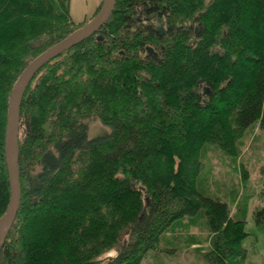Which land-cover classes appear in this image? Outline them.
<instances>
[{
  "label": "trees",
  "instance_id": "1",
  "mask_svg": "<svg viewBox=\"0 0 264 264\" xmlns=\"http://www.w3.org/2000/svg\"><path fill=\"white\" fill-rule=\"evenodd\" d=\"M81 25L69 0H0V219L11 89ZM19 119L20 205L0 264H101L110 252L106 264H140L170 254L161 237L197 215L205 261H242L244 222L196 182L206 144L233 159L236 137L264 132V0H116L95 35L36 74ZM92 121L109 133L89 139ZM253 221L264 227V205Z\"/></svg>",
  "mask_w": 264,
  "mask_h": 264
},
{
  "label": "rangeland",
  "instance_id": "2",
  "mask_svg": "<svg viewBox=\"0 0 264 264\" xmlns=\"http://www.w3.org/2000/svg\"><path fill=\"white\" fill-rule=\"evenodd\" d=\"M103 2L69 0L72 21L82 24L79 28L86 25L99 13ZM107 133L109 129L100 122L89 123V139ZM235 148L237 155L232 159L217 145L206 144L196 189L204 196L225 202L233 219L244 222L247 237L242 242V248L245 259L229 260L228 264H264V227L257 226L253 221L254 212L264 205L260 197L264 192V132L258 124L236 137ZM242 168L247 171L245 185L241 181ZM159 248L169 249L171 253L150 251L140 264H208L203 257L210 249V233L205 217H185L174 223L161 237ZM115 254L110 252L103 256L101 264H106L105 258Z\"/></svg>",
  "mask_w": 264,
  "mask_h": 264
},
{
  "label": "water",
  "instance_id": "3",
  "mask_svg": "<svg viewBox=\"0 0 264 264\" xmlns=\"http://www.w3.org/2000/svg\"><path fill=\"white\" fill-rule=\"evenodd\" d=\"M115 2L116 0H104L99 13L90 22L73 31L33 58L22 70L11 89L7 103L4 149L10 196L6 210L0 219V252L6 241L7 234L14 223L20 204L18 142L21 122L19 119V109L24 94L35 75L47 63H50L64 52L82 43L92 35H95L103 27L113 13ZM159 34L164 35L163 28H160ZM100 38V36H97L98 40H100ZM146 52L153 56H157L151 47H146ZM204 94H209L207 88L204 89Z\"/></svg>",
  "mask_w": 264,
  "mask_h": 264
},
{
  "label": "bare ground",
  "instance_id": "4",
  "mask_svg": "<svg viewBox=\"0 0 264 264\" xmlns=\"http://www.w3.org/2000/svg\"><path fill=\"white\" fill-rule=\"evenodd\" d=\"M47 64H48V63H47ZM47 64H46V65H47ZM38 73H39V72H38ZM35 76H36V75H35ZM19 205H20V204H19ZM18 210H19V209H18ZM17 212H18V211H17ZM15 218H16V217H15ZM14 221H15V220H14ZM10 229H11V228H10ZM9 231H10V230H9ZM8 233H9V232H8ZM7 235H8V234H7Z\"/></svg>",
  "mask_w": 264,
  "mask_h": 264
},
{
  "label": "flooded vegetation",
  "instance_id": "5",
  "mask_svg": "<svg viewBox=\"0 0 264 264\" xmlns=\"http://www.w3.org/2000/svg\"><path fill=\"white\" fill-rule=\"evenodd\" d=\"M161 28V27H160ZM160 28H159V30H160ZM159 30H158V33H159Z\"/></svg>",
  "mask_w": 264,
  "mask_h": 264
}]
</instances>
